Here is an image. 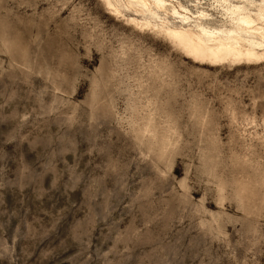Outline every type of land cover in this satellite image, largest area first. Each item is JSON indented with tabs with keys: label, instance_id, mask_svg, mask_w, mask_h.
<instances>
[{
	"label": "rangeland",
	"instance_id": "rangeland-1",
	"mask_svg": "<svg viewBox=\"0 0 264 264\" xmlns=\"http://www.w3.org/2000/svg\"><path fill=\"white\" fill-rule=\"evenodd\" d=\"M0 264H264V61L0 0Z\"/></svg>",
	"mask_w": 264,
	"mask_h": 264
},
{
	"label": "bare ground",
	"instance_id": "bare-ground-1",
	"mask_svg": "<svg viewBox=\"0 0 264 264\" xmlns=\"http://www.w3.org/2000/svg\"><path fill=\"white\" fill-rule=\"evenodd\" d=\"M100 1L108 13L165 37L197 63L264 61V0Z\"/></svg>",
	"mask_w": 264,
	"mask_h": 264
}]
</instances>
